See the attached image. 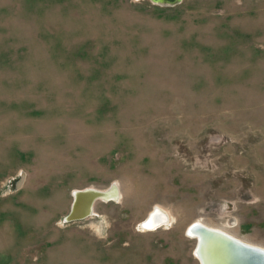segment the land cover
<instances>
[{
	"label": "rangeland",
	"instance_id": "374dc122",
	"mask_svg": "<svg viewBox=\"0 0 264 264\" xmlns=\"http://www.w3.org/2000/svg\"><path fill=\"white\" fill-rule=\"evenodd\" d=\"M195 222L264 248V0H0V264H199Z\"/></svg>",
	"mask_w": 264,
	"mask_h": 264
},
{
	"label": "water",
	"instance_id": "95a60500",
	"mask_svg": "<svg viewBox=\"0 0 264 264\" xmlns=\"http://www.w3.org/2000/svg\"><path fill=\"white\" fill-rule=\"evenodd\" d=\"M154 3H167L173 4L180 2L182 0H151ZM21 180L19 181L20 184ZM115 185H111L109 188L115 190ZM17 187V186H16ZM116 187V186H115ZM92 197V198H91ZM112 197V199L110 198ZM73 203L71 206V211L63 218L64 222H76L85 220L91 216H93V205L97 200L102 202H112L116 201L114 193H101L94 190H90L89 188L83 190H77L72 193ZM107 201H103V200ZM81 200L80 204L84 205L81 209L77 208L78 202ZM142 224V223H141ZM194 223L193 225H195ZM192 225V226H193ZM191 226V227H192ZM142 227V225H141ZM189 227L186 231L189 234ZM198 234L202 235V241L204 243H211L217 248L218 257L220 260L214 262L212 260V264H264V250L248 246L241 241H238L223 232H218L215 230L207 229L204 227H198ZM206 237V238H205ZM203 247V246H202ZM214 250V249H213ZM222 253V255L220 254Z\"/></svg>",
	"mask_w": 264,
	"mask_h": 264
},
{
	"label": "bare ground",
	"instance_id": "6f19581e",
	"mask_svg": "<svg viewBox=\"0 0 264 264\" xmlns=\"http://www.w3.org/2000/svg\"><path fill=\"white\" fill-rule=\"evenodd\" d=\"M116 186V187H115ZM114 188L115 190L112 191L111 188H107L105 190H100V189H95V188H89L90 190H94V191H97V192H101V193H108V194H112L114 193V196H115V199L114 200H119V189L117 187V185H115ZM92 198V197H91ZM112 199V197H110ZM74 200V199H73ZM97 201H100V200H97ZM96 201V202H97ZM103 201H107L106 199L103 200ZM81 200L78 202V205H77V208L81 209L82 207H84V205H82V203L80 204ZM95 202V203H96ZM114 202V201H112ZM73 203V202H72ZM94 203V205H95ZM94 205H93V215H94ZM72 206V205H71ZM71 211V210H70ZM169 216V215H168ZM168 216H167V213H165V211L159 207H154L153 210L148 214V216L145 218V220L142 222V228L145 230V231H155L159 228H161L163 225H166L168 223ZM196 224L193 225L194 223H192L191 225H189V227H191V229L189 230V234H187L190 238H193L196 240V246H195V249H194V255L195 257L197 258L199 264H209L208 263V259L205 257L204 255V252H206V249L208 247H214V248H217V246H215L213 244V242L209 243H204L202 241V235H199L198 234V227H204V228H207V229H211L212 231L215 230V231H218V232H223L225 233L226 235L238 240V241H241L242 243L248 245V246H252V247H256V248H259V249H262L264 250L263 247H260V246H256V245H252V244H249V243H246L236 237H234L233 235L223 231V230H220V229H216V228H212V227H209V226H206L204 225L203 223H200V222H195ZM188 227V228H189ZM187 228V229H188ZM206 238V237H205ZM203 246V247H202ZM209 249V248H208ZM217 252V250H215Z\"/></svg>",
	"mask_w": 264,
	"mask_h": 264
},
{
	"label": "flooded vegetation",
	"instance_id": "af4514ba",
	"mask_svg": "<svg viewBox=\"0 0 264 264\" xmlns=\"http://www.w3.org/2000/svg\"><path fill=\"white\" fill-rule=\"evenodd\" d=\"M197 259V258H196Z\"/></svg>",
	"mask_w": 264,
	"mask_h": 264
}]
</instances>
